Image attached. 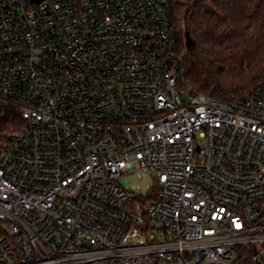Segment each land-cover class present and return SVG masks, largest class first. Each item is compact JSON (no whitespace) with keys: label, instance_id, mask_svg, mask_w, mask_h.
I'll return each instance as SVG.
<instances>
[{"label":"built area","instance_id":"obj_1","mask_svg":"<svg viewBox=\"0 0 264 264\" xmlns=\"http://www.w3.org/2000/svg\"><path fill=\"white\" fill-rule=\"evenodd\" d=\"M182 63L171 0H0V264H264V81Z\"/></svg>","mask_w":264,"mask_h":264},{"label":"trees","instance_id":"obj_2","mask_svg":"<svg viewBox=\"0 0 264 264\" xmlns=\"http://www.w3.org/2000/svg\"><path fill=\"white\" fill-rule=\"evenodd\" d=\"M171 2L189 89L227 102L264 81V0Z\"/></svg>","mask_w":264,"mask_h":264},{"label":"rangeland","instance_id":"obj_3","mask_svg":"<svg viewBox=\"0 0 264 264\" xmlns=\"http://www.w3.org/2000/svg\"><path fill=\"white\" fill-rule=\"evenodd\" d=\"M152 183L153 179L150 175L147 176L141 172H136L128 186H133L135 187L136 192L145 194L149 192L148 186H150Z\"/></svg>","mask_w":264,"mask_h":264},{"label":"water","instance_id":"obj_4","mask_svg":"<svg viewBox=\"0 0 264 264\" xmlns=\"http://www.w3.org/2000/svg\"><path fill=\"white\" fill-rule=\"evenodd\" d=\"M185 40H186V47L189 49L191 48L193 45H194V40L193 38L191 37L190 35V32L189 31H186L185 33Z\"/></svg>","mask_w":264,"mask_h":264},{"label":"snow or ice","instance_id":"obj_5","mask_svg":"<svg viewBox=\"0 0 264 264\" xmlns=\"http://www.w3.org/2000/svg\"><path fill=\"white\" fill-rule=\"evenodd\" d=\"M239 226V225H238Z\"/></svg>","mask_w":264,"mask_h":264}]
</instances>
